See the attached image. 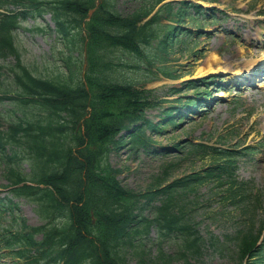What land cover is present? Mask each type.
I'll return each mask as SVG.
<instances>
[{
    "label": "trees",
    "instance_id": "obj_1",
    "mask_svg": "<svg viewBox=\"0 0 264 264\" xmlns=\"http://www.w3.org/2000/svg\"><path fill=\"white\" fill-rule=\"evenodd\" d=\"M95 1L0 0V60L13 59L7 67L0 64V77L9 78L0 83V102L12 106L0 121V164L8 188L0 196V257L11 264H198L207 249L225 245L212 234L202 237L185 208L200 187L212 183L223 188L221 198L248 211L251 199L236 175L238 157L247 152L191 141L160 146L163 155L203 152L208 165L172 180L163 170L141 191L121 185L120 170L108 157L124 147L130 154L156 153L153 135L177 130L196 115L206 117L212 90L225 89L214 77L171 87L166 91L173 99L165 100L121 71L168 58L189 38L203 35L209 18L188 0H123L133 3L127 11L118 0H99L97 7ZM44 14L54 25L48 32L61 43L51 58L59 63L51 78L30 70L15 36L21 29L44 32L23 26ZM153 109L156 121L147 115ZM19 198L34 204L41 225H27L17 215ZM248 220L224 241L235 249L238 264H264V236L257 245L264 221L256 230ZM152 230L160 239L154 253L145 245ZM167 238L175 251L163 249Z\"/></svg>",
    "mask_w": 264,
    "mask_h": 264
},
{
    "label": "rangeland",
    "instance_id": "obj_2",
    "mask_svg": "<svg viewBox=\"0 0 264 264\" xmlns=\"http://www.w3.org/2000/svg\"><path fill=\"white\" fill-rule=\"evenodd\" d=\"M195 1L205 8L217 9L219 22L214 24L209 18L203 26L204 31H209L206 35L189 38L163 61L157 57L152 58L151 66L143 64L137 69H123L121 77L139 80L142 88L156 90V94L165 100L173 99L168 95L167 89L179 87L186 80L210 73H219L222 76L217 79H222L223 83L230 82L233 88L221 93L212 90V97L220 96L221 101H211V109L205 118L196 115L193 121L182 122L177 130L168 128L163 136L153 135L156 153L130 154L124 147L119 152H112L108 162L120 170L117 178L122 186L141 191L163 170L171 174L172 180L204 169L209 161L203 152L196 151H172L163 155L159 153L160 146H169L177 141H191L194 144L205 143L209 146L253 148V154L239 159L237 171V181L249 182L245 183L246 194L251 199L248 211L242 210V204L235 206L230 200L221 198L223 188L220 189L212 183L200 187L197 197L185 208L189 217L197 223V230L202 237L208 238L212 234L225 245L219 247L218 251L207 249L198 264H238V254L232 245L225 243V237H232L236 229L242 228L247 218L255 221L256 230H259L260 222L264 221V67L260 66L264 63V0ZM132 4L123 0L117 1L121 11L132 9ZM23 25L30 29L41 28L44 32L23 29L15 32L21 58L35 75L53 77L57 73L59 63L51 58L59 54L61 43L56 41L55 34L48 32L54 27L50 16L45 14L36 22L29 20ZM187 27L192 28L191 24ZM211 58L218 59V62L212 64L213 71L207 72V61ZM12 63L11 58L0 60L3 67ZM256 69L261 70L260 74L246 79V76L257 71ZM166 73L177 75L178 78L170 79ZM8 81L7 74L0 77V83L7 84ZM191 94L193 92L189 91L188 95ZM236 97L239 101L234 100ZM9 103L0 102V121L5 119L4 113L12 108ZM157 113V109H153L148 111L147 115L156 121ZM21 168L26 173L29 172V165L24 161ZM2 170L0 164L1 197L8 192ZM258 197L260 201L257 202ZM14 201L17 204V215L27 225L39 226L43 223L35 212L34 204L25 198ZM159 242L158 234L152 230L145 240L146 250L154 253L159 247ZM161 245L167 252L176 249L170 238L164 239ZM0 264L11 262L0 257ZM131 264L135 263L132 261Z\"/></svg>",
    "mask_w": 264,
    "mask_h": 264
},
{
    "label": "bare ground",
    "instance_id": "obj_3",
    "mask_svg": "<svg viewBox=\"0 0 264 264\" xmlns=\"http://www.w3.org/2000/svg\"><path fill=\"white\" fill-rule=\"evenodd\" d=\"M217 62H218V59H216V58H211V59H208V61H207V67H206V70L205 71H207V72H211V71H213V69H212V64H217Z\"/></svg>",
    "mask_w": 264,
    "mask_h": 264
},
{
    "label": "water",
    "instance_id": "obj_4",
    "mask_svg": "<svg viewBox=\"0 0 264 264\" xmlns=\"http://www.w3.org/2000/svg\"><path fill=\"white\" fill-rule=\"evenodd\" d=\"M98 4H99V0H96V1H95V7H97ZM93 11H94V8L91 9V10L89 11L88 16H90V15L92 14ZM84 68H85V65L83 66V69H84Z\"/></svg>",
    "mask_w": 264,
    "mask_h": 264
}]
</instances>
